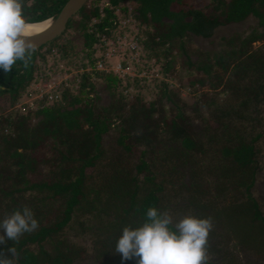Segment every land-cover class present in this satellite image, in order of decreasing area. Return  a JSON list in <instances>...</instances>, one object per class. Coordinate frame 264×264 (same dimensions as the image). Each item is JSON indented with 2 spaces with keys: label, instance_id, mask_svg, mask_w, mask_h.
<instances>
[{
  "label": "trees",
  "instance_id": "trees-1",
  "mask_svg": "<svg viewBox=\"0 0 264 264\" xmlns=\"http://www.w3.org/2000/svg\"><path fill=\"white\" fill-rule=\"evenodd\" d=\"M65 1L25 0L23 11L36 23ZM130 5L158 73L172 74L182 56L199 97L188 103L161 77L160 96L147 103L142 92L124 93L135 83L129 77L82 71L56 88L52 103L20 105L33 82L52 77L51 57L75 68L94 61L118 6ZM239 24L247 25L222 34L218 48L195 45L198 37L214 44L218 27ZM262 137L264 0H87L27 66L0 68V220L28 205L39 221L18 242L0 243V255L15 247L18 264H138L115 252L116 240L156 206L213 218L212 264L264 261V213L251 191ZM86 236L89 245L76 239Z\"/></svg>",
  "mask_w": 264,
  "mask_h": 264
},
{
  "label": "clouds",
  "instance_id": "clouds-1",
  "mask_svg": "<svg viewBox=\"0 0 264 264\" xmlns=\"http://www.w3.org/2000/svg\"><path fill=\"white\" fill-rule=\"evenodd\" d=\"M25 6V0H0V68L5 72L17 61L27 66L37 49ZM214 227L210 216L189 211L177 219L170 210L152 206L142 219L123 226L115 252L125 261L138 258V264H212L210 233ZM38 228L34 210L24 205L0 220V243L7 239L18 242ZM8 252L10 256L0 255V264H18L17 249L11 247Z\"/></svg>",
  "mask_w": 264,
  "mask_h": 264
},
{
  "label": "rangeland",
  "instance_id": "rangeland-1",
  "mask_svg": "<svg viewBox=\"0 0 264 264\" xmlns=\"http://www.w3.org/2000/svg\"><path fill=\"white\" fill-rule=\"evenodd\" d=\"M119 7V6H118ZM130 8L133 10L134 7L130 5ZM119 9V8H118ZM126 13V12H124ZM125 15V14H124ZM133 24V22L129 23ZM123 25V24H122ZM247 24H239V25H229V26H220L217 28V30L214 33V36L212 37V41L214 42V44L212 42H210V40H205L204 38H200L198 37L196 39V46H201L204 47L205 49H215L220 47L223 44V41L221 40V36L222 34H229L231 31L235 30L236 28H241L240 26H246ZM125 27H127L126 23H125ZM123 29V32L125 33H129V28L127 29ZM138 28L141 29V25H138ZM135 34V30H133V32L131 33V35ZM148 49H144L142 51L141 54V58H140V63H137L138 65H136V68L133 66V73H146L144 74L143 77H129L131 81H135L134 85L129 86L127 88H123L122 90L124 91V93L127 94V96H129L130 99L134 98L135 94L137 93H144L145 95V99L148 102L157 99L160 96V85H158L157 80L159 78H164L165 80H167V82L170 85L171 90H174L176 93H179L180 97L187 101L188 103H191L193 100H195L197 97H199L202 94V88H199V85H191L188 83V79L186 76V72L184 70V68L182 67V56H179L177 58V62L175 64V67L173 68V72L172 74H165L163 72L157 73V75L153 76L151 75V73H156L158 72L159 69V63L155 64L154 63V59L153 58H148ZM83 54H81L80 58H79V62L82 61V57ZM51 61H49V63H52L53 67H52V71H51V75L52 77L48 80H41V81H35L31 84V86L29 87V90L31 91V95L29 97L25 96L23 99V102L20 105L26 104L27 107H37L36 105H38V96L40 95L41 91L44 89H49L51 88V84L55 87L53 88V90H56V86L58 88V86L60 85H65L66 80L69 79V77H67L69 74L74 73V69H72L71 72H67V68L68 66L75 67L74 65H69L66 62H57V63H53V58H50ZM87 58L85 57V60ZM147 59V60H146ZM112 61H117L118 57H111ZM140 65V66H139ZM148 68V70H147ZM67 75V76H66ZM64 77H67L66 79ZM123 78L125 81L128 78L126 77H121ZM101 80V79H100ZM54 81V83H53ZM69 81V80H68ZM100 84H102L99 81ZM127 84V83H126ZM125 85V84H124ZM47 87V88H46ZM58 92V91H57ZM59 93V92H58ZM218 91H211L210 92V96L214 97L215 94H218ZM93 94V93H92ZM94 95V94H93ZM104 101L102 102L103 104L107 102V100L109 99V96L107 93H104ZM222 96V95H221ZM163 102L164 104L167 106V108H169L170 103H168L167 99L163 98ZM20 105L17 104L16 107H20ZM168 110V109H167ZM261 130V129H258ZM262 142H263V150L261 151V156H260V164H259V168L256 172V176H255V182L254 185L251 188V191L253 193L254 197H257L260 201L261 204V208L263 210L264 213V137H262ZM173 215L179 219V212H172ZM77 240L86 243L89 245V236L86 237H76ZM230 245H234V240L230 241ZM235 251H237L239 257H241L242 259H247L246 255L244 254V252H242L241 249L239 248H234ZM262 262L264 261H257L256 264H262ZM73 264H93L91 258H86L82 261H78L75 262Z\"/></svg>",
  "mask_w": 264,
  "mask_h": 264
},
{
  "label": "built area",
  "instance_id": "built-area-1",
  "mask_svg": "<svg viewBox=\"0 0 264 264\" xmlns=\"http://www.w3.org/2000/svg\"><path fill=\"white\" fill-rule=\"evenodd\" d=\"M109 3L106 2V5ZM116 19L113 22V26L110 27V34H104L100 41L96 44L97 48L94 53V61L86 59L88 64L86 66H81L74 69V73H81L82 71H87L92 74V77L95 78L96 73H108L113 72L119 77H143L146 73H133V66L136 68L137 63H140V58L142 51L145 49V43L142 41V37L138 35V21L134 16V10L130 8L129 12L124 13L123 8L118 7ZM125 14V15H124ZM133 22V24H130ZM125 23L127 27H125ZM123 24V25H122ZM129 28V33L123 32V29ZM135 30V34L131 33ZM118 57L117 61H112L111 57ZM140 66V65H139ZM71 66H68L67 72H71ZM148 70V68H147ZM156 73H151L155 76ZM72 74V72H71ZM69 74L67 77H69ZM67 77H64L65 79ZM54 83V81H53ZM56 85V84H55ZM52 84L51 88L44 89L41 91L38 99H46L47 103H52L54 99L60 98L58 93L53 90L55 87ZM47 88V87H46ZM57 88V86H56Z\"/></svg>",
  "mask_w": 264,
  "mask_h": 264
},
{
  "label": "water",
  "instance_id": "water-1",
  "mask_svg": "<svg viewBox=\"0 0 264 264\" xmlns=\"http://www.w3.org/2000/svg\"><path fill=\"white\" fill-rule=\"evenodd\" d=\"M86 1L87 0H66L60 11L49 17L51 18V22L47 27L39 31H34L33 38L36 41L37 47L60 36L66 28L68 19L75 13H78Z\"/></svg>",
  "mask_w": 264,
  "mask_h": 264
},
{
  "label": "bare ground",
  "instance_id": "bare-ground-1",
  "mask_svg": "<svg viewBox=\"0 0 264 264\" xmlns=\"http://www.w3.org/2000/svg\"><path fill=\"white\" fill-rule=\"evenodd\" d=\"M51 22V18H47L44 20H41L39 22L36 23H31L33 25L34 31H39L41 29H44L45 27H47Z\"/></svg>",
  "mask_w": 264,
  "mask_h": 264
}]
</instances>
